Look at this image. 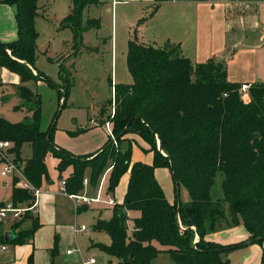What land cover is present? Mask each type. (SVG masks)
I'll return each mask as SVG.
<instances>
[{
  "label": "trees",
  "instance_id": "trees-1",
  "mask_svg": "<svg viewBox=\"0 0 264 264\" xmlns=\"http://www.w3.org/2000/svg\"><path fill=\"white\" fill-rule=\"evenodd\" d=\"M71 1V12L60 28L73 31L77 55L82 49L93 50L83 44V35L99 24V19H84V12L100 1ZM0 2L16 6L18 27L16 40L0 42V67L18 73L22 82L32 79L47 82L58 89L62 101L50 126L44 130L40 95L26 85H19V94L25 100L22 105L33 110V118L11 122L0 117V139L14 144L15 160L23 165L28 180L41 187L49 179L48 153L60 160L59 178L68 166L73 167L65 187L71 194L84 189L87 177L92 189H96L104 174L107 191L113 193L123 175L130 172L124 201L114 205L110 219L98 218L93 225L95 231L110 235V244L95 243L117 260L108 264H153L161 253H168L176 264H229L227 255L231 252L253 243L264 246V83L251 84L249 95L243 97L242 84L228 79L225 61L211 58L195 63L182 54L178 45L161 47L130 39L128 67L133 82L113 87L110 103L114 116L107 118L113 121L117 143L110 137L99 150L77 155L54 141L60 112L67 105L73 85L71 78L65 82L63 64H60L63 84L56 83L43 71L39 75L30 71V66L38 70L35 64L36 19L41 8L38 0ZM107 120H98V124H106ZM137 136L153 151L152 164L132 162ZM25 143L32 145L30 158L21 155ZM157 167H169L176 189L185 186L191 199L182 202L176 193L175 199L169 200L155 178ZM219 173L223 176V196L213 200L211 191ZM17 180L13 179L11 201L16 206H30L33 194L18 187ZM6 204L0 202V207ZM225 206L230 215L225 224H244L249 232L247 238L230 244L206 238L209 231L224 225L218 220L224 219ZM135 211L139 214L133 218L134 229L130 232V213ZM28 221L30 226L24 227ZM2 225L0 243L22 244L33 236L40 223L38 217L26 213L11 224L13 237L8 242ZM195 234L199 239L193 242ZM29 264H33L32 257Z\"/></svg>",
  "mask_w": 264,
  "mask_h": 264
},
{
  "label": "crops",
  "instance_id": "crops-1",
  "mask_svg": "<svg viewBox=\"0 0 264 264\" xmlns=\"http://www.w3.org/2000/svg\"><path fill=\"white\" fill-rule=\"evenodd\" d=\"M99 1L100 3L108 2L107 0ZM111 2L113 7L115 5L128 6L124 8L126 10L124 13L125 28L129 32H133L132 36H135L138 42L156 46H165L167 44L178 45L182 54L189 57L195 63H204L211 58L225 61L226 74L230 81L248 85L264 83V0H111ZM38 4L42 8L40 9L43 10L40 0H38ZM90 8H86L84 14ZM38 17H44V14L39 13ZM142 18L145 19L144 22L139 23ZM53 27L61 30L60 23L53 24ZM112 29V38L114 39V13L112 16ZM17 38L16 6L0 2V42H12ZM0 78V86L12 89L13 92H17L18 86L23 84L20 75L5 66L0 67ZM43 82L39 81L37 85H41ZM100 119L98 117L91 125H96L95 127H97L100 124H96V121ZM77 127L73 130H68V132L73 134L85 128L82 125H78ZM89 130L90 128L88 130L84 129L81 134L90 132ZM59 131L62 132L57 122V130L54 136ZM107 135L108 137H101L100 148L111 137L110 133ZM63 138L58 135L56 144L77 155H87L100 149L91 151L92 148L89 147L92 146L90 144L82 148V145L75 146L74 143H71L70 140L73 139L62 141ZM135 139L142 147L146 145L138 136ZM59 161L52 153H48L46 163L50 178L43 181L41 186L42 193L38 198V203L33 214V217H38L39 228L33 236L27 238L22 244L0 243V264H29L30 257H32L33 264H84V261L88 259L82 255V249L66 248V225L63 222L70 216L69 209L77 214L88 210L93 204H98L101 205L98 208L100 210L99 215L101 216L103 212L101 210L106 209L110 205L93 203L89 206H77L75 200L69 196V193L63 191L61 188V180L63 177L67 178L73 169L66 170L67 172L65 171L62 174V178H59V171L57 169ZM135 161L145 162L142 158H132V162ZM51 169L54 171L55 177L52 171L50 172ZM125 177L127 178V183L124 197L130 177L129 171L123 175L120 182ZM103 185L102 191L104 193L107 191L106 176ZM88 191L86 189L85 193L88 194ZM79 193H84V191ZM123 201L124 198L120 203ZM138 214L135 211L131 212L130 216L134 218ZM11 224L3 223V232L7 233L10 231ZM30 224V221L25 222L24 227H29ZM79 225L76 224L73 229L71 228L75 235L88 231L87 227L86 231L77 233L76 228ZM242 225L240 223L239 225L232 226L241 230L237 234V238H247L249 235L245 227L244 229L241 228ZM209 240L220 242L212 238H209ZM95 243L101 242L93 241L94 245ZM3 245L7 246L6 249L3 248ZM68 249H75L76 251L68 254ZM230 254H237L236 263L234 264H262L264 246L259 243H253ZM161 255L170 256L168 253H161L158 257ZM110 261L117 263V260L109 257L108 262ZM97 263L96 259L95 264Z\"/></svg>",
  "mask_w": 264,
  "mask_h": 264
},
{
  "label": "rangeland",
  "instance_id": "rangeland-1",
  "mask_svg": "<svg viewBox=\"0 0 264 264\" xmlns=\"http://www.w3.org/2000/svg\"><path fill=\"white\" fill-rule=\"evenodd\" d=\"M107 1L108 2L105 1V3L91 6L90 10L84 14V19H99V24L89 28L83 35V44L93 48V50L82 49V52L74 55L76 49L73 48V31L69 28L57 30L56 27H53V24H61L62 21L65 20L71 10V0H40L43 10H41V8L39 13H43L44 17H37L36 19L38 38L35 64L39 70L30 66V71L34 75H39V71H44L56 83L63 84V79L60 75V64H63V75L64 77L67 75L64 79L65 82L70 77L73 83L67 105L62 110L60 109L58 127L62 132L59 131L54 136L55 143L57 142L58 135H60L64 137L62 141L73 139L70 140V142L74 143L75 146L82 145V148H85L87 144H90L92 146L89 147L92 148L91 151L100 148L101 145L99 144L102 138L108 137L107 134L110 133V128L113 126V121L111 119L107 120L110 115L111 118L114 116L113 104L110 103L113 97V87L121 83L133 82V76L128 67V46L129 40L135 38V36H132L133 32H129L124 24V13L126 12L124 8L128 6L115 5L113 7L111 0ZM113 13L115 14L114 39L112 38ZM169 45L172 46V44ZM38 82L32 79L24 81L22 85H26L40 95L41 128L45 130L50 126L56 110L61 108L59 106H61L62 101L59 99L58 89L56 87L49 85L45 81L41 85H37ZM24 103L25 100L20 96L19 90L13 92L12 89H6L0 86V117L6 118L11 122L30 121L33 118V110H31L28 105H22ZM18 105L21 106L19 107ZM98 117L101 118L100 120H107L106 123L110 121L111 127H107L105 124H100L101 126L98 125L97 127H95L96 125L92 126L91 123ZM96 122V124L99 123L98 121ZM78 125L85 127V130L90 128V132L81 134L84 129L73 134L68 132V130L70 131L74 128H78ZM114 137L116 139L115 135ZM111 138L114 141L112 136ZM9 141L11 142V140ZM145 144L146 145L142 147L137 142L133 143L132 158H142L143 161L152 164L154 153L147 149L149 145L146 142ZM125 145L126 143L124 146ZM158 148L160 149V142L158 143ZM8 153V159H15V154L12 149H9ZM32 154V145L30 143H25L22 146L21 155L23 158H30ZM3 160L4 159L1 158L0 155V202H7L11 200L13 179L11 176L1 175ZM71 168L73 169L72 166H68L66 170ZM51 171L55 177L54 171L52 169L50 172ZM154 172L155 178L171 201L175 199L176 193H178L179 199L182 202H187L191 199L190 193L185 186L181 185L176 189V183L169 167H157ZM102 178L103 176L96 189H92V186L89 184L87 187L84 185V189L81 192H85V190L88 189V194L94 196L95 193H97L96 191L101 184ZM222 179L223 176L219 173L211 191L213 200H217L223 196ZM126 183L127 178L125 177L117 186L116 190L111 193V196L116 199L117 203H120L124 198ZM100 206L101 205L93 204L88 210L77 214L69 209L70 216L63 222V224L66 225L65 242L66 248L73 247L82 249V255H84L85 258L95 257L98 262L97 264H108V258L112 257L95 246L93 241L110 244V235L104 231H95L93 224L96 222L97 218L105 220L110 219L113 216L112 207L114 206L102 209L101 211L103 212L101 216L99 215L100 210L98 209ZM224 212V219L218 220V222L220 221L224 225L219 229L209 231L206 238L209 237L219 240V243L223 244L236 243L245 239L246 237H236L241 231L239 228L225 224L230 220L227 206H225ZM132 219V216H130V232L134 229ZM76 224H85L88 227V231L75 235L72 229ZM244 227L243 224L241 228L244 229ZM192 228L195 229V226ZM198 239L199 235L195 234L193 242H196ZM236 255L237 254L227 255L230 257L229 264L236 263ZM164 263L176 264V262L167 255H161L153 262V264Z\"/></svg>",
  "mask_w": 264,
  "mask_h": 264
},
{
  "label": "built area",
  "instance_id": "built-area-1",
  "mask_svg": "<svg viewBox=\"0 0 264 264\" xmlns=\"http://www.w3.org/2000/svg\"><path fill=\"white\" fill-rule=\"evenodd\" d=\"M250 89V85L248 84H242L241 85V92L243 93V97H247L249 95V90ZM248 92V93H247ZM114 113V112H113ZM107 127H111V122L108 121V123H106ZM110 134L111 136L114 138V142L115 144L116 139L113 135V131L112 128H110ZM14 146V144L12 142H10L9 140H2L0 139V155L1 158H3V167L1 170V175L2 176H11L13 179L17 178V183L16 185L18 187H21L23 189H27L29 191L32 192L33 194V200H32V204L30 206L27 205H14V203L12 201H9L5 206L0 207V223H13L15 221L21 220L26 213L30 212L32 214H34L35 212V208L37 206L38 203V198L42 193V189L41 187H35L29 180L28 178L25 176L24 174V169H23V165L19 164L15 159H8V151L9 149H12ZM7 151V153H6ZM110 168L107 170L109 171ZM105 175H103V178L101 180V184L99 186V189L97 191V194L95 196H90L87 193H74L71 194L69 193V196L75 200L77 206L78 205H91L93 203H105L108 204L110 206H114L117 204V201L115 200V198L113 196H111V193L109 192H104L102 191L103 188V183H104V179H105ZM66 179L64 178L61 180V188L63 189V191L66 192ZM84 185L85 187H87L89 185V179L85 178L84 179ZM68 193V192H67ZM105 195V196H104ZM87 230V226L85 224L79 225L76 228V232H83ZM6 245H3V248L6 249ZM76 250L75 249H68L67 253L68 254H72L74 253ZM96 263V259L94 257L88 258L84 261V264H95Z\"/></svg>",
  "mask_w": 264,
  "mask_h": 264
},
{
  "label": "water",
  "instance_id": "water-1",
  "mask_svg": "<svg viewBox=\"0 0 264 264\" xmlns=\"http://www.w3.org/2000/svg\"><path fill=\"white\" fill-rule=\"evenodd\" d=\"M13 237V233H12V231H8L7 233H6V241L8 242V241H10V239Z\"/></svg>",
  "mask_w": 264,
  "mask_h": 264
}]
</instances>
